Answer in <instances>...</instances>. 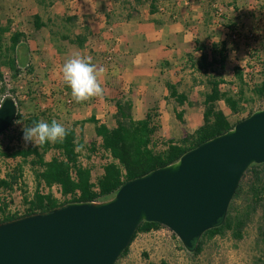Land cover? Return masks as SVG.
<instances>
[{
  "label": "rangeland",
  "instance_id": "374dc122",
  "mask_svg": "<svg viewBox=\"0 0 264 264\" xmlns=\"http://www.w3.org/2000/svg\"><path fill=\"white\" fill-rule=\"evenodd\" d=\"M130 1L106 0L109 2L107 4L108 9L106 12H99L96 20L100 17L104 20L106 27H114L116 23L123 22L125 23L124 26H127V23H134L137 19L142 20L155 16L161 20L184 19L193 40L197 39L206 47H209L212 41H226L228 59L223 72L226 80L234 79V66L242 68L244 74L250 72L255 81L260 80V59L263 55L264 46V0H158L157 7L152 9L148 8L149 1H146L138 8V11L132 13L131 20H125V15L130 10ZM81 5H83V0H42L40 2L39 0H0V18L4 20L3 25L10 22L11 32L22 29L24 34L31 35L33 38H45L51 30L74 38L75 31L84 28V26L81 27L85 22ZM144 10L146 11L144 12ZM34 11H37L42 21L47 24V27L42 28L39 32L32 24ZM203 11H208L207 17L204 16ZM172 16L173 18H171ZM66 18H71V21H67ZM9 35L10 33H6L5 42L8 41ZM64 42L70 49H77L75 44H68V41ZM195 46L196 44L192 41V49L190 48L188 52L192 53L194 57H198L200 51L196 50ZM178 52L174 49L170 51V56L178 61L175 66L179 68L182 66L180 68V71H183L181 83L188 86L194 78L203 80L204 76L201 72L189 66L183 55L186 52L182 49ZM40 58L43 57L40 56ZM98 58H101L104 69L117 65L113 52H100ZM180 60L183 61L180 62ZM18 64L20 63L18 62ZM42 68L46 70L32 73L27 70V66L21 64V73L17 79H14L8 67H1L0 71L3 78L0 79V86L3 83L5 90L0 96H11L15 100L17 99L20 104V113L24 118L31 113L47 110L64 127H71L72 121L68 120L63 112L68 113V109L77 102L71 95L68 96V93H63L64 90L59 88L55 79L47 77L50 75L48 71L51 69L50 65ZM200 88L202 87L200 86ZM221 89L224 90L225 86L221 85ZM198 97H200L198 91L189 94V98L197 99ZM68 99L71 100L70 103L67 102ZM54 104H56L54 108L60 105V110L56 109L54 112ZM219 104L226 111L227 117L232 123L247 115V110L231 113L222 101ZM259 106L260 103L258 102L253 105L254 108ZM40 120L46 121V115L41 114ZM23 127H25L24 121L16 120L4 134L0 135V169L2 174L19 166L23 176L21 179L23 185L15 186L13 190L6 191V193L0 190V198L6 200L8 204L23 206V212H25L26 206L22 197L25 193L30 197L36 188L35 167L31 166V157L22 160L20 157L6 158L1 155V152L6 151L7 147L15 149L26 148L28 145L33 146L23 141ZM77 130H79L78 127ZM99 142L93 141L96 148L95 152L90 151L91 145H87L80 152L81 161L91 169V182L94 186L96 178L102 172V165L106 162V159L102 157L104 154L99 149ZM154 143L157 149L163 148V141H154ZM55 155H57V151L49 150L44 155V159L49 160ZM246 189L245 186L244 191L234 200L233 205L235 208L237 207V210L242 211L245 207ZM263 230L264 199L257 209L249 215L241 239L233 238L231 232L227 230L223 235L207 241L202 252L193 256L185 250L178 237L169 228L161 226L150 232L138 233L129 245L127 254L119 259L117 264H161V262L166 264H264Z\"/></svg>",
  "mask_w": 264,
  "mask_h": 264
},
{
  "label": "trees",
  "instance_id": "16d2710c",
  "mask_svg": "<svg viewBox=\"0 0 264 264\" xmlns=\"http://www.w3.org/2000/svg\"><path fill=\"white\" fill-rule=\"evenodd\" d=\"M146 1H149V8L157 7L158 0H131L129 2L130 10L128 9L129 11L126 13L124 19L130 20L133 16L132 13L138 11V8ZM203 14L207 17L208 11H203ZM66 19L69 22L71 21V18ZM32 24L36 30L47 26L39 14L32 16ZM228 27L231 28L230 26ZM84 30L87 31L88 28L84 26ZM50 32L53 34L52 31ZM6 33H10L7 42H5ZM85 34L86 32L84 34H77L74 38L62 34L60 38L82 48L86 42ZM25 38L26 35L20 31L11 32L10 22L0 25V68L4 66L8 67L14 79H17L21 73V64H18L16 49L18 44ZM193 41L196 44L195 49L200 51V55L196 58L190 52H186L183 55L189 66L201 72L204 76L203 80H196L194 78L192 81L194 85L201 84L204 87L200 93V100L196 102L190 101L186 94L178 92L175 84L170 82H166L165 84L169 96L178 105L187 104L190 107L195 105L202 107V125L191 134L185 133L178 140L163 142V148L157 149L152 140L155 131V126L151 122L152 116L147 114L144 119L134 120L132 117L131 99L124 98L123 96L111 99L110 101L115 105L117 110L115 114L116 127L107 128L105 125L98 123L97 120L91 119L95 123V134L100 138L99 149L104 154L102 157L106 159V162L102 165L101 174L96 178V191L94 190L95 186L91 182V169L89 166L83 165L80 159V152L84 148V144L78 139L74 125L65 127L68 129V134L62 142H48L42 146L28 145L26 148L11 149L7 147L6 151L1 152L2 156L6 158L20 157L22 160L31 157V166L35 167L36 188L30 197L26 195L24 190L25 194L22 197V201L26 206V210L21 216L46 212L55 206L69 201H105L113 195L122 182L142 176L152 169L176 161L185 151L213 136L225 132L239 121L230 122L227 115L224 114L219 106L220 101L225 104L231 113L247 110V115H249L255 110L264 109V46L263 55L260 59V80L255 81L250 72L244 74L242 68L239 66L233 67L234 79L226 80L223 76L228 59L226 41H212L209 47H206L197 39ZM27 67L29 72L33 71V67L30 64ZM1 78H3V75L0 71ZM221 85L225 86L224 90L221 89ZM4 90L5 86L2 83L0 94H3ZM3 98L4 95H1L0 100ZM16 102L18 110L12 124L16 120H23L25 127L31 126L33 122L40 121L41 114L43 116L46 115L47 122L55 120L53 115L47 110L40 112L41 114L31 113L28 117L24 118L20 113V104L17 99ZM256 102L260 103L258 108L253 107ZM177 117L180 119L181 114H177ZM90 145V151L95 152L96 148L94 144L91 143ZM52 149L57 151V155L52 156L49 160H45L44 155ZM71 172H74V176H72ZM22 177V169L19 166L4 174H2L0 169V190L11 191L15 186L20 187L23 185ZM42 184L48 188H51L55 184L59 185L63 196L68 194H72L73 196L69 200L59 202L50 191L47 193L42 192ZM245 186L247 187L245 191V207L241 211L237 210V207L235 208L233 204L235 198L244 191ZM263 199L264 163L252 164L240 180L229 204L223 224L205 231L191 255L197 256L202 252L207 241L216 236L223 235L227 230L231 232L233 238L241 239L249 215L257 209ZM21 216L9 214L0 220V222ZM161 226L163 225L155 222H141L118 260L127 254L129 245L138 233L150 232ZM262 234L264 235V230ZM118 260L115 264H117ZM161 264L166 263L161 262Z\"/></svg>",
  "mask_w": 264,
  "mask_h": 264
},
{
  "label": "water",
  "instance_id": "95a60500",
  "mask_svg": "<svg viewBox=\"0 0 264 264\" xmlns=\"http://www.w3.org/2000/svg\"><path fill=\"white\" fill-rule=\"evenodd\" d=\"M0 102V135L17 115ZM264 163V109L185 151L174 162L121 183L105 201H69L0 222V264H115L141 222L169 228L189 253L225 221L245 171Z\"/></svg>",
  "mask_w": 264,
  "mask_h": 264
},
{
  "label": "crops",
  "instance_id": "0c3cea01",
  "mask_svg": "<svg viewBox=\"0 0 264 264\" xmlns=\"http://www.w3.org/2000/svg\"><path fill=\"white\" fill-rule=\"evenodd\" d=\"M108 3L106 0H83L80 8L85 22L81 27L85 26L88 30L80 28L81 30L75 31V36L86 32V42L82 48L77 46V49H70L64 42L66 40L60 38L62 33L54 30H51L55 34L54 37L50 31L45 38H33L25 34L26 38L18 44L16 49L18 62L23 66L30 64L33 67L32 73L44 72L46 69L42 67L50 65L51 69L48 70L50 75L47 77L55 79L59 88L64 90V94L68 93V96L71 95L70 88L63 83L61 69L65 60L73 53H80L81 56L90 58L98 70L103 69L102 72L98 71L97 75L104 89L102 96L75 103L68 109V113L61 109L68 117L67 119L72 121L71 125H74L78 139L83 142L84 147L93 143L94 140L100 141L95 134V123L91 119L97 120L107 128L116 127L117 110L110 100L120 96L131 99L134 120L144 119L147 114L152 116L151 122L155 126L153 141L178 140L185 133H193L203 123L202 107L178 105L169 96L165 84L166 82L175 84L178 92L186 94L188 100L193 102L200 100L201 96L192 99L189 98V94L198 91L200 95L204 89L201 84L194 85L192 82L185 86L181 83L183 71L181 72L180 68L182 66L180 68L175 66L178 61L170 56V51L174 49L176 52L180 49L185 52L192 49L193 38L190 29L185 25V20H161L155 16L137 19L134 23H127V26L120 22L114 27H106L104 20L100 17L96 20V16L99 12H106ZM34 14L39 13L34 11ZM3 21L0 18V25H3ZM19 31L24 33L22 29ZM100 52H113L117 65L104 69L101 58H98ZM177 58L179 59V56ZM174 70L178 72L175 71L173 74ZM55 105L54 112L61 108L60 105L54 108ZM220 108L227 115L226 111ZM177 114H181L180 119ZM1 191L6 193V190ZM7 206V201L0 198V215L5 212Z\"/></svg>",
  "mask_w": 264,
  "mask_h": 264
},
{
  "label": "clouds",
  "instance_id": "9594fccd",
  "mask_svg": "<svg viewBox=\"0 0 264 264\" xmlns=\"http://www.w3.org/2000/svg\"><path fill=\"white\" fill-rule=\"evenodd\" d=\"M61 71L63 83L71 89V96L77 103L103 95L104 89L97 79L98 71L103 69L98 70L90 58L73 53L65 60ZM67 134L68 129L56 120H40L22 129L23 141L33 146L62 142Z\"/></svg>",
  "mask_w": 264,
  "mask_h": 264
},
{
  "label": "built area",
  "instance_id": "2783aa9c",
  "mask_svg": "<svg viewBox=\"0 0 264 264\" xmlns=\"http://www.w3.org/2000/svg\"><path fill=\"white\" fill-rule=\"evenodd\" d=\"M1 102V100H0ZM68 103L71 102V100H67ZM105 156H108V155H105ZM72 176H74V172H71ZM41 190L42 192L44 193H47V192H51L53 194V196L59 201V202H63V201H66V200H69L73 195L72 194H68L66 196H63L61 194V189H60V186L59 185H53L51 186V188H48L46 186H44L43 184L41 185ZM94 190L96 191L97 190V187L95 186L94 187ZM76 194H78V192H76ZM24 210V207L23 206H15V205H11V204H8L7 208L5 209V212L3 214L0 215V220H2L5 216L9 215V214H16L18 216H21L23 215L25 212H23Z\"/></svg>",
  "mask_w": 264,
  "mask_h": 264
}]
</instances>
